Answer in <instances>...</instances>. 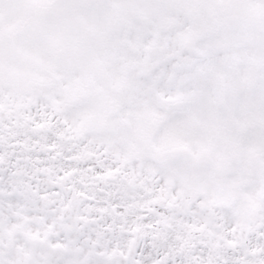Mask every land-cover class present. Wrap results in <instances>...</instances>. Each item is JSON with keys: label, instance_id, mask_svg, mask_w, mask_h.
<instances>
[{"label": "snow or ice", "instance_id": "1", "mask_svg": "<svg viewBox=\"0 0 264 264\" xmlns=\"http://www.w3.org/2000/svg\"><path fill=\"white\" fill-rule=\"evenodd\" d=\"M0 264H264V0H0Z\"/></svg>", "mask_w": 264, "mask_h": 264}]
</instances>
